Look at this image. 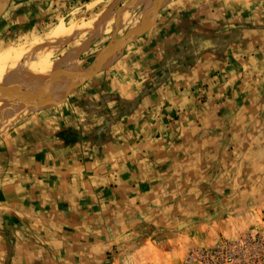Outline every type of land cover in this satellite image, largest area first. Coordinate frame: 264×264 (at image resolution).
Segmentation results:
<instances>
[{
  "label": "crops",
  "instance_id": "crops-1",
  "mask_svg": "<svg viewBox=\"0 0 264 264\" xmlns=\"http://www.w3.org/2000/svg\"><path fill=\"white\" fill-rule=\"evenodd\" d=\"M159 13L123 56L112 45L74 76L55 114L0 132V264H35L36 251L176 264L264 226V0Z\"/></svg>",
  "mask_w": 264,
  "mask_h": 264
},
{
  "label": "rangeland",
  "instance_id": "rangeland-1",
  "mask_svg": "<svg viewBox=\"0 0 264 264\" xmlns=\"http://www.w3.org/2000/svg\"><path fill=\"white\" fill-rule=\"evenodd\" d=\"M88 1L89 0H86V1L85 0H8V2H6V4H7L6 7H5L6 4H4L5 9L3 10V14L0 16V57L7 54L8 52H11L14 49L29 45V44L34 43V42H40V41L45 42L46 41V42L50 43L49 45L51 47L52 42L49 41L48 39L50 38V35L53 32V30L56 27H58L59 25H63V27L65 28V29L64 28L63 29L65 30L64 32L66 33V36H65L66 39L70 38V35H68L67 32H69V33L74 32L73 34L71 33V35H73V37H72L73 39L68 40V41L67 40L65 41L64 40L65 38L63 39V35L60 36L63 39L62 41H64L65 43H63L61 41L62 43L60 44L59 40L57 42H54L56 44L59 43V45L58 44L57 45L52 44L53 46L51 48H49V51L46 50L49 52V54H47L48 52H46V56L43 54L44 52L42 53V51H41V53H42L41 55L38 54L39 56L38 55L36 56V54H34L33 56H35V58L31 57L32 59L34 58L33 61L35 62L36 59H39L44 55V57L41 59L43 61H44V59L47 60V61L45 60V62H47L46 65L43 64L44 62L42 63L41 61L38 60L39 62L38 61H37L38 63L35 62V66H34L33 65L34 63H32V61H31L32 59L27 57V58H23L22 60H19V62L21 61L20 63L18 62V60H17V62L16 61L14 62L13 60H11V61L8 60L7 63L5 64L6 66H4V67H6V70L3 69L5 71H3V70L0 71V90H1L0 91V97L2 96L0 98V100L4 101L7 99H12V98L14 100V97H15L16 98L15 99L16 101H14L15 103H19L20 105L19 104L18 105L20 107L26 106L27 108L30 109V111L27 112L28 115L25 114L21 118L20 121L14 123L11 127L18 125L19 122H22V121H25L29 118H32V116H36L39 113L55 114L60 109V107L63 106V104H64V100H65L67 93H63V92L64 91L68 92L67 88H68L69 84H71L72 78L74 77V75L76 76L78 74V72L75 70L80 69L79 75L85 74V70L88 67V63L93 61L94 59L96 60V59H99L103 56L104 57L107 56V54L109 53V47L112 45L117 47L115 52L116 53L118 52L119 55L123 56L124 51H125V50H123V48L125 46L127 47V45H129V46L131 45V43L133 41H130V40H132L135 37L134 32H136V30H138L136 32V34H137V33H139V30H145L146 31L149 28H151L148 31L142 33L144 35V34H147L149 32L152 33L154 30H156L157 27H156V25H154V22L156 21V19H155L156 14H154V13L160 8V13H159V17L157 19V22H162V20H161L162 16L169 13V7L171 6V4L175 0H162V1L161 0L160 1L159 0H141L142 4L140 5V7H138V10L136 12H134L133 14H131L130 18L127 21H123L125 23L128 22V24L125 25L124 27L122 25H120V23H119V22H121L119 15H121V13L124 11L125 7H127L128 4L130 2H132V0H95L94 3L86 4V2H88ZM135 1H140V0H135ZM93 6L95 7V10H94ZM143 7H144L145 12H146V10L148 11V8H150V11H148L149 14H147V17H146L147 12L144 13ZM118 10H119V12H118ZM104 12H105V15H104ZM116 12H117V15H116ZM110 14H113V17L108 16ZM103 18L105 20H103ZM108 18H110V19H108ZM113 18H114V20H113ZM115 18H117V20ZM135 19L138 21L140 20V22H144V23L141 26L139 25L138 28L137 27L134 28V27H132V26H134L133 24L135 22H138ZM8 20H12L13 22H18V23L19 22H25V23H23L24 25L17 26L15 28L13 26L10 27L9 23H7ZM92 21H93V23H96L97 21L98 22L95 25H92V23L89 25V23ZM108 22H110V23H108ZM115 22H118V23H115ZM147 22H148V24L144 25ZM103 23H104V25H103ZM84 24H85V26H83ZM88 25H89V27H88ZM27 26H29V27L27 28ZM77 26H80V27H77ZM90 26H92L93 29ZM33 27H35L36 30ZM71 27L74 28V31L69 30V28H71ZM75 27H77L78 29ZM85 27L88 30H86ZM99 27H100V29H99ZM97 28H98V30H97ZM75 30L77 31V34H76ZM99 30H100V32H99ZM94 31L95 32L98 31L99 33L98 32L95 33ZM92 32H93V34H92ZM94 34H99V35L93 36ZM79 35H81V36H79ZM91 35H92V37H91ZM88 37H90L91 39ZM96 38H99L97 40V42L95 41ZM87 40L89 41V43L85 42ZM93 42H96V43L93 44ZM85 43H87L86 44L87 46L90 43H92L95 46L93 47V49L88 50L85 55H83L79 58H76V60H78V61L71 60V62L73 61L71 63L69 61L71 55L69 58H67V56H69V54H68L69 50L71 51V49H72L71 52H73V49H75L76 46H79L81 44L83 45ZM106 45H108V46H106ZM55 46L56 47L59 46V47L56 48ZM113 46L110 47L112 51H113ZM83 47H84V45H83ZM80 48H82V46H80ZM78 49H79V47H78ZM66 53H67V56H64ZM63 56L66 58H64ZM88 56H93V57H91L89 59ZM25 59H28V60H25ZM23 60L26 61V63H24ZM61 60L63 61V63ZM67 60H68V63H67ZM27 61H28V65L32 64L35 67L37 72L34 73L35 69H33L34 71L32 70L33 71L32 72L31 71L32 68H29V70H26V69H28ZM13 62L15 63L14 66H12ZM29 62H30V64H29ZM40 62H41V64H39ZM9 63H11V64H9ZM65 63L68 65H66ZM22 64L25 67H23ZM36 64H39V66ZM61 64H63V65H61ZM8 65H11L12 67L10 66L11 67L10 68ZM26 65H27V67H26ZM72 65H74L76 67H73ZM17 66H19L20 70L17 68ZM20 66L22 68H20ZM54 66H56V67H54ZM69 66H70V68L72 67L73 69L72 68L69 69ZM67 67L70 71L71 70L72 71L71 72L68 71ZM41 68H42V71H41ZM58 68H60V69L64 68L66 71L61 72L62 71L61 70L58 73L57 72ZM38 69H40L41 73H39L40 71ZM51 70L52 71L55 70L54 72L57 74V76L54 72L52 73ZM8 71H10V72H8ZM47 72H48V74H47ZM49 73H50V75H49ZM40 74H42V75H40ZM2 76H3V80H2ZM38 79H39V81H38ZM63 81H64V83H63ZM26 82H28V84H29V87L27 86V88L30 91L34 90L38 85L39 88L42 87V88H40V90L44 89V87H45V90H46V88L50 87L49 90H47V91H51V90L57 91L58 89H61L62 91H61L60 95L61 94L62 95L60 96V98L58 99L57 102L53 101L52 103H49V102H44L42 94H39L38 96L41 100L38 97L35 98L34 100H32V101H34L32 104H34V103H36V104L32 105L31 102L25 101L26 96L24 94L25 93L24 88L26 87ZM59 84H60V87L56 88V86L57 85L59 86ZM22 85L23 86L25 85V87H23ZM30 85L32 86V88H30L31 87ZM33 85H35L34 89H33V87H34ZM61 85H63V86L61 87ZM17 88H19V89H17ZM10 90H12L13 92L11 91V93H10ZM38 93H41V92H38ZM13 94H14V97H13ZM3 97H5V98L3 99ZM20 98H22V99H20ZM22 100H23V102H22ZM39 101H42V102H40L41 104L38 103ZM42 103H43V105H42ZM28 105H29V107H28ZM11 127H9V128H11ZM200 198H202V196H200ZM199 200L200 199L193 200L194 204H191V205H192V208L194 210H196V209L201 210L203 205L206 204L205 201H203V200L199 201ZM259 205L262 206L263 204H259ZM261 217H262L263 223H264V209L262 210ZM169 221H171V220H169V219L166 220V218L163 216L162 221H161V226L164 230H166V228L170 229V227L167 224V222H169ZM187 221L189 222L190 225H192V223L195 221L199 222V220H187ZM180 222H185V220L178 219L177 224ZM182 227H184V225H182L181 228L177 229V233L182 229ZM175 231H176V228H175ZM246 232H257L258 234H260L262 236V238H264V226H262V224L255 226V227H253V228H251L248 231H245L243 233H246ZM160 233L161 234L157 235L159 242H161V244L163 246L167 247V248H165L166 250H170V248H169L170 246H166L167 244L168 245H170V244L166 243L165 241L167 240L168 237H171V235L166 234V233L164 234L163 231H161ZM187 236H189V234H183V237H187ZM164 242H165V244H164ZM35 253H37V255H35V257L37 258L34 261L35 264H71L72 262L70 260H73L72 257H70V256L58 257V256H54L53 254L48 255L45 251H36ZM183 255L179 258H182ZM75 261L78 262V264H109V259H106V257L104 255L102 257H96L95 254L91 253L90 251H86L85 254H82L79 258L77 257ZM160 264H172V263L165 261V258L162 257V261H160Z\"/></svg>",
  "mask_w": 264,
  "mask_h": 264
},
{
  "label": "bare ground",
  "instance_id": "bare-ground-1",
  "mask_svg": "<svg viewBox=\"0 0 264 264\" xmlns=\"http://www.w3.org/2000/svg\"><path fill=\"white\" fill-rule=\"evenodd\" d=\"M160 1V0H159ZM162 1V0H161ZM144 2V1H143ZM142 3H141V0L140 1H135V0H133L132 2H130L129 4H128V6L127 7H125V9H124V11L121 13V15H119L120 16V21L121 22H119L120 23V25L121 24H123V23H125V22H123V21H127L129 18H130V15L131 14H133L134 12H136L137 10H138V7H140V5H141ZM144 4V3H143ZM148 6V5H147ZM153 6V5H152ZM122 8V7H121ZM120 8V9H121ZM155 9V8H154ZM143 10H144V7H143ZM148 11H150V8H148ZM147 10H146V12H145V10H144V13H146V17H147V14H149V12H148ZM118 12H119V10H118ZM152 12V11H151ZM153 13V12H152ZM107 14V13H106ZM104 15H105V12H104ZM116 15H117V12H116ZM103 16V15H102ZM108 16H111V17H113V14H110V15H108ZM118 16V17H119ZM110 17V18H111ZM116 17V16H115ZM102 18V17H101ZM100 18V19H101ZM106 18V17H105ZM110 18H108V19H110ZM116 20H117V18H115ZM103 20H105L104 18H103ZM113 20H114V18H113ZM115 20V21H116ZM136 20V19H135ZM108 21V20H107ZM136 21H138V20H136ZM98 22V21H97ZM97 22L96 23H93V21L92 22H90L89 23V25L92 23V25H95V24H97ZM103 22V21H102ZM139 22H140V20L138 21V22H135L133 25L134 26H132V27H137L138 28V25H139ZM106 23V22H105ZM108 23H110V22H108ZM107 23V24H108ZM115 23H117V22H115ZM86 24V23H85ZM85 24L83 25V26H85ZM106 24V25H107ZM87 25V24H86ZM89 25H88V27H89ZM103 25H104V23H103ZM102 25V26H103ZM105 25V26H106ZM117 25V24H116ZM123 26V25H122ZM141 26V25H140ZM77 27H80V26H77ZM77 27H75V28H77ZM82 27V26H81ZM91 28H92V26H90ZM64 27H63V25H59L58 27H56L54 30H53V32L51 33V35H50V38L48 39L49 41H51L52 43H51V47L53 46L52 44H56V43H54V42H57L58 40L60 41L59 43L61 44L62 42L63 43H65L64 41H62L64 38H65V36H66V33L64 32L65 30V28L63 29ZM72 28V29H71ZM71 28H69V30H72V31H74V28L73 27H71ZM86 28V27H85ZM90 28V29H91ZM102 28V27H101ZM78 29V28H77ZM93 29V28H92ZM99 29H100V27H99ZM86 30H88L87 28H86ZM96 30V29H95ZM97 30H98V28H97ZM93 31V30H92ZM136 31H138V30H136ZM67 32V31H66ZM75 32H76V34H77V31L75 30ZM84 32V31H83ZM82 32V33H83ZM95 32V31H94ZM98 32V31H97ZM97 32H95V33H97ZM99 32H100V30H99ZM98 32V33H99ZM103 32V31H102ZM68 33V35H70V38H68V39H64L65 41L67 40H71V39H73L72 37H73V35H71V33H69V32H67ZM74 33V32H73ZM72 33V34H73ZM81 33V34H82ZM91 33V32H90ZM65 34V35H64ZM85 34V33H84ZM92 34H93V32H92ZM63 35V39L60 37V36H62ZM67 35V36H68ZM89 35V34H88ZM95 35H99V34H94L93 36H95ZM78 36V35H77ZM79 36H81V35H79ZM60 37V38H59ZM76 37V36H75ZM91 37H92V35H91ZM59 38V39H58ZM88 38H90V37H88ZM91 39V38H90ZM62 41V42H61ZM85 42H88L89 43V41L87 40V41H85ZM59 43H57L58 45H59ZM50 43L49 42H34V43H31V44H29V45H26V46H22V47H20V48H17V49H14V50H12L11 52H8L7 54H5V55H3L2 57H0V71H2L3 69H5L6 70V67H4V66H6L5 64L7 63V61L8 60H13L14 62L16 61L17 62V60H18V62H19V60H22L23 58H30V59H32L31 57H34L35 58V56H33L34 54H36V56L38 55V54H42L43 52V54L46 56V52H48L49 51V48H51L50 47V45H49ZM56 44V45H57ZM87 43H85V44H83L84 45V47H85V45H86ZM49 45V46H48ZM63 45V44H62ZM83 45L81 44V45H79V46H76V48H80V46H82V48L84 49V47H83ZM87 46V45H86ZM56 47V46H55ZM57 47H59V46H57ZM56 47V48H57ZM88 47V46H87ZM48 48V49H47ZM55 48V49H56ZM73 49V52H71L72 51V49H71V51L69 50V56H67V53L64 55V56H67V58H69L70 57V55H71V57H70V62H71V60H76V56L79 54V53H82L83 52V50H81L82 48H80V50L79 49ZM12 49V48H11ZM54 49V50H55ZM46 50H48V51H46ZM77 50H79V51H77ZM85 50V49H84ZM41 51H42V53H41ZM76 51H77V53H76ZM47 54H49V52L47 53ZM44 55L41 57V58H43L44 57ZM39 56V55H38ZM63 56V57H64ZM34 58L31 60L32 61V63H34L33 65L35 66V62L36 63H38L39 61H41L43 64H47V62H45V60L46 59H44V61L41 59V58H39V59H36V61L34 62L33 60H34ZM37 58V57H36ZM64 58H66V57H64ZM63 58V59H64ZM72 58V59H71ZM102 58V57H101ZM62 59V58H61ZM25 60H28V59H25ZM39 60V61H38ZM68 60H67V63H68ZM9 61V62H10ZM38 61V62H37ZM47 61V60H46ZM60 61V60H59ZM62 61V60H61ZM66 61V60H65ZM76 61H78V60H76ZM13 62V65L12 66H14V63ZM21 62V61H20ZM19 62V63H20ZM23 62L24 63H26V61H24L23 60ZM41 62L39 63V64H41ZM73 62V61H72ZM71 62V63H72ZM75 62V61H74ZM58 63V62H57ZM62 63H63V61H62ZM9 64H11V63H9ZM29 64H30V62H29ZM39 64H36V65H38L39 66ZM60 64V63H59ZM66 64V63H65ZM64 64V65H65ZM23 65V64H22ZM27 65H28V61H27ZM27 65H26V67H27ZM32 64H30V65H28V69H26V70H29V68H32L31 69V71L33 70V69H35V67L33 66ZM61 65H63V64H61ZM66 65H68V64H66ZM9 67L11 66V65H8ZM11 66V67H12ZM60 66V65H59ZM71 66V65H70ZM70 66H69V69H71L70 68ZM73 67H76V66H74V65H72ZM10 67V68H11ZM23 67H25L24 65H23ZM34 67V68H33ZM54 67H56V66H54ZM58 67V66H57ZM15 68V67H14ZM17 68L19 69V66H17ZM20 68H22L21 66H20ZM53 68V67H52ZM66 68V67H65ZM64 69V68H63ZM63 69H60V68H58V73H59V71H61V72H63V71H66L65 69L63 70ZM67 69H68V67H67ZM68 69V71H70ZM73 69V68H72ZM77 69V68H76ZM5 70H3V71H5ZM13 70V69H12ZM17 70V69H16ZM15 70V71H16ZM20 70V69H19ZM39 71H40V69H38ZM14 71V70H13ZM18 71V70H17ZM34 71V70H33ZM32 71V72H33ZM41 71H42V68H41ZM41 71L39 72V73H41ZM47 71V70H46ZM52 71V70H51ZM55 71V70H54ZM54 71H52V73L54 72ZM72 71V70H71ZM70 71V72H71ZM74 71V70H73ZM75 71H77L78 72V74H79V71H80V69H78V70H75ZM8 72H10V71H8ZM35 72H37L36 71V69H35V71H34V73ZM60 72V73H61ZM69 72V73H70ZM2 73V72H1ZM33 73V74H34ZM55 73V72H54ZM38 74V73H37ZM36 74V75H37ZM47 74H48V72H47ZM56 74V73H55ZM65 74V73H64ZM74 74V73H73ZM76 74V73H75ZM77 74V75H78ZM81 74V73H80ZM4 75V74H3ZM21 75V74H20ZM40 75H42V74H40ZM44 75V74H43ZM49 75H50V73H49ZM59 75V74H58ZM82 75V74H81ZM45 76V75H44ZM56 76H57V74H56ZM70 76V75H69ZM75 76V75H74ZM49 77V76H48ZM59 77V76H58ZM57 77V78H58ZM75 77H77V76H75ZM74 77V78H75ZM39 78V77H38ZM44 78V77H43ZM46 78V77H45ZM52 78V77H51ZM61 78V77H60ZM56 79V78H55ZM62 79V78H61ZM2 80H3V76H2ZM36 80V79H35ZM44 80V79H43ZM76 80V79H75ZM23 81V80H22ZM28 81V80H27ZM38 81H39V79H38ZM55 81V80H54ZM57 81V80H56ZM34 82V81H33ZM59 82V81H58ZM68 82V81H67ZM63 83H64V81H63ZM41 84V83H40ZM39 84V85H40ZM57 84V83H56ZM72 84V83H71ZM15 85V84H14ZM23 86V85H22ZM27 86L29 87V84H28V82H26V87H25V85L23 86V87H25L24 89H25V96H26V102H31V104L34 102V101H32V100H34L35 98H39V94H42V97H43V101L44 102H49V103H52L53 101H55V102H57L58 101V99L60 98V96L62 95H60V93H61V89H58L57 91H55V90H51V91H47V90H49V88L50 87H48V88H46V90H45V87H44V89H42V90H40V88H42V87H40L39 88V86L37 85V87L35 88V85H33L34 87H33V89L34 90H28V88H27ZM31 86V85H30ZM43 86V85H42ZM46 86V85H45ZM48 86V85H47ZM63 85H61V87H62ZM2 87V86H1ZM5 87V86H4ZM13 87V86H12ZM21 87V86H20ZM60 87V84H59V86L57 85L56 86V88H59ZM30 88H32V86L30 87ZM55 88V89H56ZM11 89V88H10ZM13 89V88H12ZM17 89H19V88H17ZM21 90V89H20ZM40 90V91H39ZM67 90H68V88H67ZM1 91V90H0ZM3 91V90H2ZM11 91L12 90H10V93H11ZM16 91V90H15ZM22 91V90H21ZM13 92V91H12ZM38 92H41V93H38ZM20 93V92H19ZM63 93H67L66 91H64ZM20 95V94H19ZM17 96V95H16ZM24 96V97H25ZM41 96V95H40ZM2 97V96H1ZM0 97V98H1ZM13 97H14V94H13ZM19 97V96H18ZM17 97V98H18ZM5 97H3V99H4ZM23 98V97H22ZM22 98H20V99H22ZM7 99V98H6ZM16 98L14 97V100H13V98L12 99H7V100H4V101H2V100H0V132H2V131H4V130H6L7 128H9V127H11L14 123H16V122H18V121H20L21 120V118L25 115V114H27V112L28 111H30V109L29 108H27L26 106H24V107H20L19 105V103H15L14 101H16L15 100ZM19 99V98H18ZM40 99V98H39ZM41 100V99H40ZM38 101V100H37ZM36 101V102H37ZM20 102V101H19ZM22 102H23V100H22ZM40 102H42V101H39L38 103H40ZM19 104V105H18ZM24 104V103H23ZM27 104V103H26ZM30 104V105H31ZM34 104H36V103H34ZM34 104H32V105H34ZM41 104V103H40ZM54 104V103H53ZM31 105V106H32ZM42 105H43V103H42ZM28 107H29V105H28ZM28 115V114H27ZM14 127V126H13ZM0 134H2V133H0Z\"/></svg>",
  "mask_w": 264,
  "mask_h": 264
},
{
  "label": "built area",
  "instance_id": "built-area-1",
  "mask_svg": "<svg viewBox=\"0 0 264 264\" xmlns=\"http://www.w3.org/2000/svg\"><path fill=\"white\" fill-rule=\"evenodd\" d=\"M177 264H264V238L246 232L207 248H191Z\"/></svg>",
  "mask_w": 264,
  "mask_h": 264
},
{
  "label": "water",
  "instance_id": "water-1",
  "mask_svg": "<svg viewBox=\"0 0 264 264\" xmlns=\"http://www.w3.org/2000/svg\"><path fill=\"white\" fill-rule=\"evenodd\" d=\"M6 2H8V0H0V16L3 14V10L4 8V4H6ZM7 6V4L5 5V7Z\"/></svg>",
  "mask_w": 264,
  "mask_h": 264
}]
</instances>
